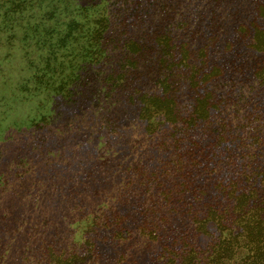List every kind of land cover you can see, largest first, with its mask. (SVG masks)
I'll return each instance as SVG.
<instances>
[{
  "label": "trees",
  "instance_id": "trees-1",
  "mask_svg": "<svg viewBox=\"0 0 264 264\" xmlns=\"http://www.w3.org/2000/svg\"><path fill=\"white\" fill-rule=\"evenodd\" d=\"M0 19L37 56L31 81L92 105L103 144L86 157L106 160L125 124L155 155L101 193L114 211L86 202L96 223L43 244L34 264H111L106 242L115 264H264V0H0ZM92 70L103 81L87 96ZM141 146L127 145L149 162ZM54 153L37 159L71 166L82 144ZM131 195L134 218L118 210Z\"/></svg>",
  "mask_w": 264,
  "mask_h": 264
},
{
  "label": "rangeland",
  "instance_id": "rangeland-1",
  "mask_svg": "<svg viewBox=\"0 0 264 264\" xmlns=\"http://www.w3.org/2000/svg\"><path fill=\"white\" fill-rule=\"evenodd\" d=\"M2 27L0 19V264H34V256L43 244L64 243L70 228L96 223L98 213L84 207L86 202L95 210L108 202L114 211L115 198L101 201V193H111L108 196L116 193L126 172L136 165L152 169L155 155L149 141L141 139L132 126L125 124L126 130L118 134L122 136L107 146L106 160L86 157L84 144L91 147L103 144V139H96L99 134L94 115L92 123L83 114L92 105L76 96L71 99L77 101L70 105L68 93L54 95L58 83L53 87L56 90L51 91L31 81L36 66L31 59L37 56L31 47L21 44L18 27L11 43ZM91 64L86 65L87 69ZM90 72L88 76L82 71L87 96L97 95L96 82L103 81L102 76ZM45 91L52 93L46 96ZM41 118L43 122L35 124ZM87 127L91 132L86 131ZM70 136L75 138L69 139ZM69 142L75 147L82 144V153L71 166L55 159L44 167L37 159L40 151L53 150L55 154L54 148L66 150ZM128 142L141 143L150 161L137 156V149L129 151ZM111 146L114 148L109 150ZM135 203L136 195H131L118 210L123 216L134 218ZM89 214L93 220L87 222ZM99 246L104 261L115 264L120 246L110 242Z\"/></svg>",
  "mask_w": 264,
  "mask_h": 264
}]
</instances>
